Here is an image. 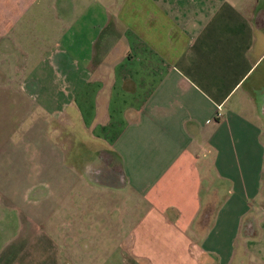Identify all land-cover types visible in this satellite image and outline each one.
I'll list each match as a JSON object with an SVG mask.
<instances>
[{
  "label": "crops",
  "instance_id": "1",
  "mask_svg": "<svg viewBox=\"0 0 264 264\" xmlns=\"http://www.w3.org/2000/svg\"><path fill=\"white\" fill-rule=\"evenodd\" d=\"M8 198L0 264H34L37 223L55 264H264V0H0Z\"/></svg>",
  "mask_w": 264,
  "mask_h": 264
},
{
  "label": "rangeland",
  "instance_id": "2",
  "mask_svg": "<svg viewBox=\"0 0 264 264\" xmlns=\"http://www.w3.org/2000/svg\"><path fill=\"white\" fill-rule=\"evenodd\" d=\"M102 4V3H101ZM69 4L66 5L65 9H62V14H69ZM59 17L56 14V11L53 10L51 21L52 25L56 26L59 29ZM45 27L42 22H35V32L31 34L30 40L33 41L32 44H34V48H30L28 51H32L33 55L35 57L42 56L43 55V48H42V42L45 35ZM19 51H24L22 46L20 45ZM27 51V50H26ZM18 50H9V56L8 62L12 60V55L15 57L17 55ZM23 60V59H22ZM22 62V61H21ZM7 67V66H6ZM9 67H11V64H9ZM7 108H9L7 106ZM23 108L21 107L20 112L14 113L15 120L19 123V134L22 136L24 132L27 130L28 125L30 121H32V117L34 116V120L37 122L38 119L43 118L44 113L41 112L40 109H36L35 114H32V111H23ZM39 110V111H38ZM77 148V146H76ZM71 155L72 153H67V161L70 164L71 163ZM24 185L23 183H20L19 186ZM9 194V193H8ZM21 189L19 190V195H21ZM17 195V194H16ZM13 196V194H11ZM30 198L33 197V193H30ZM28 199V198H27ZM11 200L13 198H8L1 200L0 199V260L5 256V254H9L14 250L15 248V239L17 235L20 233L21 224L18 220V216L16 215L15 211L11 209ZM15 200H20L19 198H16ZM21 201V200H20ZM55 216H58V213L55 214ZM90 217V216H89ZM90 227V226H89ZM48 224L45 225L44 223H37L35 227V238H36V251H35V257H34V264H55L60 261V251L56 254H52L48 257H43L40 251L43 248L44 242L46 241L45 237H48ZM95 239H97V244H99V251H93L90 254H87L84 258V263L92 262L91 257H94L95 261H99L100 263H103L106 261V257L102 256L104 252H107L108 250H111L109 247V243L107 240H101L99 238V234L97 229L93 232ZM47 244V241H46ZM49 246V245H48ZM46 245L45 250L49 251V247ZM92 246V245H91ZM70 251V248L67 249ZM112 252V251H111ZM92 254V255H91ZM63 255V250H62ZM90 255V256H88ZM64 256V255H63ZM65 260V258H63ZM28 257H20L17 258V264H28L27 263ZM63 264H67V261L65 260Z\"/></svg>",
  "mask_w": 264,
  "mask_h": 264
},
{
  "label": "built area",
  "instance_id": "3",
  "mask_svg": "<svg viewBox=\"0 0 264 264\" xmlns=\"http://www.w3.org/2000/svg\"><path fill=\"white\" fill-rule=\"evenodd\" d=\"M216 118H217V119H221V118H222V113H221L220 108H218V110H217V112H216Z\"/></svg>",
  "mask_w": 264,
  "mask_h": 264
}]
</instances>
